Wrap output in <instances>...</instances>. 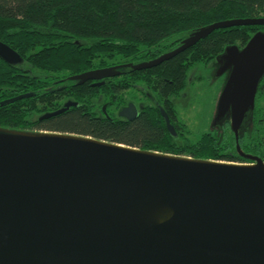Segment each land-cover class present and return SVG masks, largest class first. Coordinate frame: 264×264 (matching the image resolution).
Returning <instances> with one entry per match:
<instances>
[{
	"label": "water",
	"instance_id": "water-1",
	"mask_svg": "<svg viewBox=\"0 0 264 264\" xmlns=\"http://www.w3.org/2000/svg\"><path fill=\"white\" fill-rule=\"evenodd\" d=\"M242 26H264V18L216 22L156 59L86 71L68 81H99L94 86L102 87L122 69L156 68L217 30ZM0 59L10 66L24 63L3 42ZM215 62L219 75L227 76L211 130L229 122L238 154L252 163L0 127V264H264V161L240 146L264 80V32L243 48L228 46ZM78 105L68 100L40 120ZM160 111L176 137L168 114ZM137 116L133 105L118 113L125 120Z\"/></svg>",
	"mask_w": 264,
	"mask_h": 264
},
{
	"label": "trees",
	"instance_id": "trees-1",
	"mask_svg": "<svg viewBox=\"0 0 264 264\" xmlns=\"http://www.w3.org/2000/svg\"><path fill=\"white\" fill-rule=\"evenodd\" d=\"M262 12L264 0H0V42L26 63L17 68L0 59V103L34 94L0 105V127L71 133L171 155L250 163L238 154L229 122L192 142L180 137L176 127L177 136H172L155 107L133 120L119 118L116 110L124 82L118 77L101 88L69 83L57 95L44 89L50 86L49 79L103 68L107 59L114 65L150 61L195 30L226 20L260 18ZM256 32L249 26L217 30L174 59L135 72L126 86L140 84L158 90L159 96L177 95L194 67L212 62L228 46L245 47ZM262 91L261 84L258 94ZM100 99L112 106L105 114ZM68 100L78 107L40 120ZM261 116L255 108L253 125L240 138V146L244 153L264 161Z\"/></svg>",
	"mask_w": 264,
	"mask_h": 264
},
{
	"label": "flooded vegetation",
	"instance_id": "flooded-vegetation-1",
	"mask_svg": "<svg viewBox=\"0 0 264 264\" xmlns=\"http://www.w3.org/2000/svg\"><path fill=\"white\" fill-rule=\"evenodd\" d=\"M260 18H264V16L260 17ZM256 27L260 28L259 30H257V32H259V31L264 32V26H256ZM181 42L182 41H180L175 46V48H173L172 50L178 48L181 45ZM154 59H156V58H154ZM141 62H143V61H141ZM128 63L129 62H126V63H122L120 65H125V64H128ZM138 63H140V62H138ZM21 66L25 67L26 63L24 62L22 65H19V66H16V67L19 68ZM113 66H115V65H113ZM205 66L209 70V73L211 72L212 74H214L215 78L223 77L224 79H226L227 73H225L223 75H219V73L221 72L220 71V66L215 62V60H213L212 62L208 63ZM108 67H111V66H108ZM198 67L199 66L193 68L188 73L187 77L185 78V82L186 83L183 86V89L181 91H179V93L177 95L170 94V92H169V93H167L165 95L162 94L161 96H159L158 90L152 89L149 86H144V85L138 84V85H134L131 88H127V86H126L127 78L128 77L131 78L133 76V74L135 72H138V71H131V69H129V68L122 69L121 71L123 73L120 76H118V78H120L124 82L123 88L121 90L122 102H121V105H119L117 107L116 114H118L121 110H123L125 108H128L130 105H133V106L136 107L138 115L140 113H142V112L147 111V109L149 107L158 108L159 111L162 108L168 114V116L170 118V122L172 123V125L174 127H176L174 125V123H175L174 122L175 114L173 112V108L181 107V108L185 109V108H187L189 106V102H190V94H189L190 84H192L193 82H196L198 80H201L203 78L202 75H200V74L198 75V72L196 71L198 69ZM103 68H107V67H103ZM97 69H102V68H97ZM97 69H93V70H97ZM90 71H92V70H90ZM139 72H142V71H139ZM69 77H71V76H68V77H66L64 79L63 78L62 79H49L51 84H50L49 87L47 86L44 89L45 92L50 91V92H53L54 95H57V93H60L66 87V85H69V83L75 84V82L68 81ZM115 78L104 79L103 82L106 85L107 83L111 82ZM98 82L99 81H89L86 84H88L91 87H96L94 85H96ZM44 85H45V83H44ZM105 85H103V86H105ZM96 88H101V87H96ZM99 104H101V112L104 113V114L107 113L108 108L110 109L112 107V106L108 107L107 103H105V100L103 101L102 99H100ZM216 106H217V103H216ZM104 107H106V111L104 110ZM215 113H216V108H215V111H214V114H213V117H212V122H213V119L215 117ZM160 114H161V111H160ZM161 116H162V114H161Z\"/></svg>",
	"mask_w": 264,
	"mask_h": 264
},
{
	"label": "rangeland",
	"instance_id": "rangeland-1",
	"mask_svg": "<svg viewBox=\"0 0 264 264\" xmlns=\"http://www.w3.org/2000/svg\"><path fill=\"white\" fill-rule=\"evenodd\" d=\"M263 16L264 13L263 12L260 13V17ZM254 29L259 30L260 28L254 27ZM4 39L1 38L2 41L8 42V40L6 39L4 40ZM236 45L239 48H243L240 46V43H237ZM121 60L122 59L117 61H121ZM111 62L114 63L115 61L107 59L106 62L102 61V65H105V67L114 65ZM196 71L198 72V75L199 74L202 75L203 78L201 80H198L190 84L189 106L185 109L181 107L173 108V112L175 114L174 118L176 117V119H174L175 122L174 125L176 126L180 137L186 138L188 141H192V142H195V140L199 139V137H201L202 134L207 133L211 130L212 117L216 108V103L221 95L225 83V79L223 77L215 78L214 74H212L211 72L209 73V70L203 64H200ZM132 78L128 77L126 82L128 83ZM121 81L123 82V80ZM261 84L264 85V81ZM256 109L259 110V114L262 115L261 118L264 119L263 91L257 94ZM263 130H264V123H263Z\"/></svg>",
	"mask_w": 264,
	"mask_h": 264
}]
</instances>
